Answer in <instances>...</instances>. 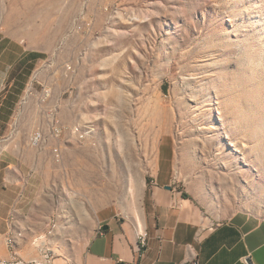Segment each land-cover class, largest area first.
<instances>
[{
    "label": "rangeland",
    "instance_id": "rangeland-1",
    "mask_svg": "<svg viewBox=\"0 0 264 264\" xmlns=\"http://www.w3.org/2000/svg\"><path fill=\"white\" fill-rule=\"evenodd\" d=\"M81 10L83 0H0L1 58L24 83L12 122L63 127L59 160L54 142L39 148L58 210L47 247L72 263L93 206L138 226L142 183L158 168L205 224L264 219V0H91L90 31L74 32Z\"/></svg>",
    "mask_w": 264,
    "mask_h": 264
},
{
    "label": "crops",
    "instance_id": "crops-1",
    "mask_svg": "<svg viewBox=\"0 0 264 264\" xmlns=\"http://www.w3.org/2000/svg\"><path fill=\"white\" fill-rule=\"evenodd\" d=\"M2 60L0 54V247L3 243L7 253L4 239L12 233L14 252L25 253L28 241L55 219L58 210L49 206L45 195L47 152L28 146L32 131L27 119L12 122L15 76L10 77L11 66ZM169 177L158 168L142 183L138 226L121 221L110 207L90 208L81 224L86 229L84 249L73 255L71 264H190L192 259L198 264H246L247 259L264 264V219L235 213L223 222L205 224L189 201L168 189ZM59 228L56 236L63 233ZM139 230L146 239L140 258Z\"/></svg>",
    "mask_w": 264,
    "mask_h": 264
},
{
    "label": "built area",
    "instance_id": "built-area-1",
    "mask_svg": "<svg viewBox=\"0 0 264 264\" xmlns=\"http://www.w3.org/2000/svg\"><path fill=\"white\" fill-rule=\"evenodd\" d=\"M91 0H83V10L77 15L73 20L72 30L74 32L85 31L89 32L91 29V21L88 20L86 13L87 4ZM48 97V93L44 91L43 99ZM63 127L58 123V121H52L50 124L44 128L38 127L34 129L28 138V146L33 149H39L42 145L48 142H54L52 145V156L55 160L60 158V149L58 146V141L61 138ZM75 130V128L73 129ZM73 130L72 135H73ZM55 225H53V218L48 222L43 235L39 236L37 241H29V245L34 249L39 257L36 259L24 260L21 258L17 252H14V238L13 246L7 247V256L5 258H0V264H71L70 260L64 255L59 253L51 252V249L47 247L46 238L48 237V230H55ZM6 237H10L9 234ZM5 242V239H4ZM137 254L138 258L142 255V250L146 247V239H143V232L138 231L137 234ZM129 264H138L136 261H132ZM190 264H198L195 259L190 261Z\"/></svg>",
    "mask_w": 264,
    "mask_h": 264
},
{
    "label": "trees",
    "instance_id": "trees-1",
    "mask_svg": "<svg viewBox=\"0 0 264 264\" xmlns=\"http://www.w3.org/2000/svg\"><path fill=\"white\" fill-rule=\"evenodd\" d=\"M31 68H32V66L29 65L27 70L30 71ZM29 71H26V72H29ZM12 76H15V83H14L15 89H16L17 85H19L20 86L19 88L21 89L23 87V84H24L22 81H20L21 80L20 78L22 77V75L20 73H19V75H17V74L15 75V70H13L10 77L12 78Z\"/></svg>",
    "mask_w": 264,
    "mask_h": 264
},
{
    "label": "bare ground",
    "instance_id": "bare-ground-1",
    "mask_svg": "<svg viewBox=\"0 0 264 264\" xmlns=\"http://www.w3.org/2000/svg\"><path fill=\"white\" fill-rule=\"evenodd\" d=\"M82 138V137H81ZM56 227V224H55ZM61 232V229L58 228L57 232L55 235H58V233ZM10 237H5V244L6 246H13V238L15 239V237H13L12 235H9ZM39 237V236H38ZM16 238H20V235H16ZM143 239H145V237H143ZM51 252L56 253L54 250L51 249Z\"/></svg>",
    "mask_w": 264,
    "mask_h": 264
},
{
    "label": "water",
    "instance_id": "water-1",
    "mask_svg": "<svg viewBox=\"0 0 264 264\" xmlns=\"http://www.w3.org/2000/svg\"><path fill=\"white\" fill-rule=\"evenodd\" d=\"M169 189V188H168ZM246 264H251L249 259L246 260Z\"/></svg>",
    "mask_w": 264,
    "mask_h": 264
}]
</instances>
